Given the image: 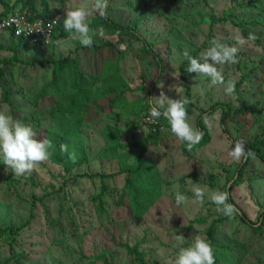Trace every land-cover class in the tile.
I'll return each mask as SVG.
<instances>
[{"label": "rangeland", "instance_id": "obj_1", "mask_svg": "<svg viewBox=\"0 0 264 264\" xmlns=\"http://www.w3.org/2000/svg\"><path fill=\"white\" fill-rule=\"evenodd\" d=\"M69 2H55V11L61 15L58 30L67 34L59 42L52 40L44 46L28 43L14 57L8 51L12 44L0 35V70L5 68L4 76L0 77V110L6 105L14 119L23 118V123L33 128L38 140L46 138L47 131L55 130L49 111L56 104L53 96L39 98L42 88L52 80L53 67L47 60L77 57L84 72L97 78L92 81L97 89L93 97L101 98L98 102L92 100L82 117L83 144L90 161L77 168L75 174L116 173L121 170L123 160L126 166L136 165L135 149L122 151V158L109 157L114 155L113 149L119 150V144L146 138L149 130L146 126L139 128V124L146 113L149 115V99L158 97L161 90L169 98L179 99L175 91H169L177 81L181 85L180 94L190 101L185 107L189 123L195 129L201 111L217 103L230 105L231 112L236 114L242 106L239 101L242 97L247 112H238L233 120H228L226 129L221 124V109L207 114L214 116L211 126H207L210 141L187 153L168 127L162 128L157 144H151L142 158L162 171L166 194L142 220L132 219L129 197L121 195L125 175L116 182L85 176L70 181L63 168L49 160L37 165L31 173L15 176L0 160V226L16 228L24 224L31 215L34 199L38 201L32 224L16 237L17 256L20 252L25 254L19 263L139 264L122 246L129 245V249L138 246L139 252L145 253L146 264H175L179 248L190 246L193 236L200 235L211 242L216 264H264V226L260 233L254 234L235 212L229 221L216 228L212 240L207 235L222 216L209 199L213 191L228 192L254 222L264 213V162L257 155L251 157L240 183L234 185L242 158L237 162L227 155L236 140H244L248 147L264 136V0H145L143 7L138 0H110L106 18L137 31L150 44L160 63L142 41L124 36L120 43L119 32L105 34L96 14L88 17L94 33L92 47L68 40L63 18ZM71 2L75 5L79 0ZM15 5L17 9L22 6ZM101 30L107 38L100 35ZM236 30L245 39L250 32L257 39L240 49L238 63L222 66L224 84H212L210 77H196L186 71L189 62L183 57L185 50L198 57L212 39L232 45ZM105 41L112 46L104 45ZM107 66L115 68V77L103 71ZM109 80L113 83L106 84ZM231 81H235V91L228 95L225 87ZM111 84L122 87L115 95L118 100L114 105H110L107 96L112 94L106 88ZM3 86L10 91V103L4 99ZM35 116L41 123L39 130ZM104 184L111 191L104 197L107 215L102 218L98 216L95 199ZM194 184L204 189L203 203L194 196ZM177 193L185 195L187 202L177 205ZM177 234L185 237L183 244L174 239ZM9 237V234L0 237V264H18L11 257Z\"/></svg>", "mask_w": 264, "mask_h": 264}, {"label": "trees", "instance_id": "obj_2", "mask_svg": "<svg viewBox=\"0 0 264 264\" xmlns=\"http://www.w3.org/2000/svg\"><path fill=\"white\" fill-rule=\"evenodd\" d=\"M62 1V0H61ZM53 2V4H51ZM56 0L48 1L43 0L42 2H38L37 0H16L15 4H20L18 9L16 8L17 5L11 4L9 0H0V4L3 6V10L0 11V17L5 18L9 15H12L16 13L17 11H24L27 10L29 14L30 19H53L57 15H60L58 11H55L56 6ZM140 3V6H146L145 0H138ZM110 3V0H109ZM15 8V9H14ZM109 8V7H108ZM58 12V13H56ZM98 24L102 26L106 32L105 34H111L114 35L117 32H119V40L118 42L122 43L124 41V36L131 39V40H138L142 41L144 43V47L147 48L148 51L152 52V54L155 56L156 60L160 63L159 57L154 53L152 47L150 44L145 41L144 37H142L137 31H134L130 27H126L122 24L116 23L108 18H99ZM60 27V26H59ZM5 34H8V37L10 41L12 42V46L10 50H13L15 53H18L19 51H23L27 44L30 43L29 40H27L24 37H17L13 31H5L3 32ZM67 34L62 35L61 32L56 29L54 35H53V42H59L63 37H65ZM106 46H112L109 42L104 43ZM39 46H44V44H39ZM52 66H53V72H52V80L42 88L41 92L39 93V98H46L47 96H53L56 99L55 106L51 107L49 113L51 115V118H53L55 130L52 132L47 131L46 138L49 139L52 142V149L50 151L52 152V156L50 158V161L53 164H56L63 168L66 175H69V180L72 179H78L81 178V176L89 177L91 179L99 178L100 180L108 181V182H116V179L120 177L121 175H125L124 180V186L121 189L122 190V197L125 198V196L129 197V207H130V213L131 217L134 220H142L145 215L150 211L151 207L157 202L159 198H161L163 195L166 194V182L164 183V174L162 171H160L155 164L151 161H144L142 158L144 153H147L150 149L151 144H157L158 139L160 138L161 130L162 128L168 127L170 130V125L168 122L161 118L158 123V127L154 130L153 127H149L146 125L145 118L147 115H144L142 117V120L140 121L139 128H142L143 126H146L149 130L148 135L146 138L143 139V141L140 142H130L129 144H119L118 149L114 151V155L110 156L109 159H117L122 158L124 156L122 154V151H130L135 149L137 152V163L134 166H126L124 164L123 160V166L121 167V170L116 173H101V174H90L86 175L84 174H75L74 171L77 168H81L85 164H87L90 161V158L88 156L87 151L85 150V146L83 144V138H82V117H84L85 112L88 110L90 106V103L92 100H97L98 102L101 97H93V93L97 91V89L94 87V83L87 77L86 73L82 69L81 65L78 63V60L76 57L69 56L67 58L61 59V60H55L53 58H50L47 60ZM103 71H106L107 75H116L115 68H112L110 66H107ZM5 68L0 70V77L4 76ZM112 77V76H111ZM115 79V78H114ZM246 79V76L243 80ZM116 80V79H115ZM118 80V78H117ZM122 81L121 78H119V84ZM184 81H187V75H184ZM113 83V80H109L106 82ZM186 88L189 90L190 87L186 85ZM116 86V87H114ZM3 96L7 103H10V91L6 88V86H3ZM109 90V94L107 96L109 97V103L110 105H114L115 102L118 100V97L115 96L116 93L120 88H122L119 85H112L106 86ZM115 89V91L113 90ZM239 89V87H238ZM154 90V84L153 87H150L149 95L152 96ZM189 94V93H188ZM241 96V95H240ZM106 97V96H105ZM99 99V100H98ZM239 101H241L242 106L239 113L243 114L247 112V108L244 107V103L242 102V97H239ZM150 109V106H149ZM221 109L222 111V118H221V124L224 129L225 123L228 120H233L234 116L239 114L238 112L236 114L231 112V107L228 104L225 103H217L213 105L208 110H202L200 113V116L197 119V127L199 130H202L204 132L203 139L201 142L195 146L192 147V149H197L198 147H202L206 145L210 141V134L208 133L207 126L203 122V117L207 114L212 115L216 112V110ZM36 118V125L37 129L39 130L41 128L40 120ZM21 121L23 120L20 119ZM135 121V119H134ZM134 121L132 123H134ZM24 122V121H22ZM137 122V121H136ZM226 131V130H225ZM228 136L229 133L227 132ZM66 144L68 145L69 153L74 151L76 153V162L73 163L68 158V153H65L61 151V145ZM118 144V143H117ZM234 143L232 147H234ZM251 149L255 155H257L263 162H264V136L261 140H255L251 145L248 147ZM183 150L185 153L188 152L187 143L183 142ZM119 152V153H118ZM251 157L248 159L242 158L241 163L239 164L237 168V178L233 180L234 185H238L245 173V170L247 166L250 163ZM110 187L107 184H104L103 190L101 193L96 197L95 203H98L97 206V212L98 216L102 217L107 215L106 211V201L104 200V197L106 193L111 190H109ZM44 200V199H43ZM37 199H34L33 205H32V211L29 219L22 225L13 228V227H1L0 226V237H6L8 234L10 235L9 241L10 244V253L11 257L16 258V262L19 263L20 257H24V252H20V254H16L14 250V244L17 242L16 237L22 232L25 228L29 227L32 224V221L36 217V206H37ZM123 203V199L121 201ZM228 203H231L234 205L236 209V213L240 221L249 227V229L254 233H260L264 226V213L259 216L256 222H254L250 217L247 215L246 212H244L230 197ZM230 217L225 216L222 214L220 220H216L215 223L212 225L210 230L208 231L207 235L210 240L213 239V236L216 232V228L229 221ZM124 248L128 249L129 255H134L135 258H137L139 264H146L145 263V253L139 252V247H134V249H129V245H122ZM17 256V257H16ZM215 261L217 263V259L215 257Z\"/></svg>", "mask_w": 264, "mask_h": 264}, {"label": "clouds", "instance_id": "obj_3", "mask_svg": "<svg viewBox=\"0 0 264 264\" xmlns=\"http://www.w3.org/2000/svg\"><path fill=\"white\" fill-rule=\"evenodd\" d=\"M109 0H79V3L73 4L70 0L65 7L66 18H63V28L68 33L67 39L78 41L83 47H92L93 35L88 17L93 14L101 18L107 17V9ZM61 22V17H56L48 24V29L52 28L53 24L58 25ZM8 24L16 23L17 35H20L24 27H27L28 34L33 33L32 26H24L20 19L6 22ZM42 28H37L35 32H43ZM101 36H105L103 31H100ZM105 38H107L105 36ZM234 43L227 45L221 43L217 39L210 41V46L199 54L198 57L190 55L185 50L183 57L189 62L186 71L195 73L196 77L206 76L211 78L212 84H224L222 74V66L226 64L238 63V53L240 49L249 41H255L256 35L249 33L245 39L239 30H236L232 36ZM220 66V67H218ZM176 79V74H172ZM177 80V79H176ZM162 89V88H161ZM181 85L177 81L169 87V91H175L179 95V99L169 98L163 90L160 91L158 97L153 96L149 99V122L156 123L161 118L165 119L170 125V131L179 142H186L189 150L193 146L199 144L203 139L204 132L193 128L189 123V113L186 110V105L190 101L180 94ZM235 91V81L229 82L225 87V92L231 95ZM203 95V92H201ZM213 117L205 115L203 122L206 126H211ZM52 142L43 138L37 139V135L33 128L26 125L19 119H14L9 114L7 106L0 110V160L6 166V169L11 170L15 176H22L31 173L37 165L43 164L50 160L52 156ZM61 151L68 153V158L73 163L76 162V153H69L68 145L62 144ZM234 161H240L241 158H254L255 153L246 148V142L242 139L236 140L234 147L227 153ZM192 191L197 201L203 203L205 192L198 184H194ZM209 199L217 206V211L223 215L231 217L236 209L233 204L228 203L229 193L224 191H213L209 195ZM176 204L180 205L187 202V197L183 194H176ZM174 239L183 244L185 237L182 234L175 235ZM175 264H216L215 252L209 240L202 238L200 235H195L192 238L191 245L188 247H180Z\"/></svg>", "mask_w": 264, "mask_h": 264}, {"label": "built area", "instance_id": "obj_4", "mask_svg": "<svg viewBox=\"0 0 264 264\" xmlns=\"http://www.w3.org/2000/svg\"><path fill=\"white\" fill-rule=\"evenodd\" d=\"M56 17H60V15H57ZM56 17L53 19H46V20H44V19H30L27 10L17 11L16 13L9 15L8 17H5V18L0 17V34L5 32V31L10 30V31H13L17 37L26 38L27 40H29V42L31 44L48 45L51 43L56 29L60 26V23L58 25L53 24L52 28L50 30L48 29L49 22L56 19ZM18 18L20 19L22 25H24V26L31 25L33 33L28 34L27 27H24L21 34L17 35L16 23H11V24L6 23L8 21H14ZM37 28H42L44 31L43 32H35ZM148 117H149V115L146 116V118H145L146 125L149 127H153V129L155 130L159 125L158 121L156 123H151V122H149Z\"/></svg>", "mask_w": 264, "mask_h": 264}, {"label": "crops", "instance_id": "obj_5", "mask_svg": "<svg viewBox=\"0 0 264 264\" xmlns=\"http://www.w3.org/2000/svg\"><path fill=\"white\" fill-rule=\"evenodd\" d=\"M60 16H61V15H60ZM58 28H59V27H58ZM0 35H3V36L6 37L5 42H7V43L10 42V43L12 44V42L10 41V39H9V37H8V34L2 33V34H0ZM12 45H13V44H12ZM12 45H11V46H12ZM34 48H35V50L37 51V48H36V47H34ZM10 49H11V47H9V50H8V51L11 52V53L14 55V57H15V56H18V54L20 53V51H19L18 53H15L13 50H10ZM68 57H69V56H68ZM74 57H75V56H74ZM66 58H67V57H66ZM76 59L78 60V63L80 64L81 61L79 62V59H78L77 57H76ZM55 60H56V59H55ZM59 60H61V59H59ZM52 67H53V66H52ZM81 67H82V66H81ZM82 69H83V67H82ZM122 69H123V66H122ZM86 73H87V72H86ZM87 74H88V73H87ZM123 74H124V73H122V75H123ZM122 75H121V78L124 79V80L126 81V79H125ZM112 76L115 77L116 75H112ZM87 77H88L91 81L97 79V78L90 77L89 74L87 75Z\"/></svg>", "mask_w": 264, "mask_h": 264}]
</instances>
